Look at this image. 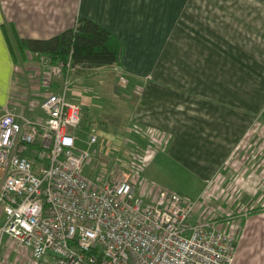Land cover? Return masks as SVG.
I'll use <instances>...</instances> for the list:
<instances>
[{
    "label": "crops",
    "instance_id": "0c3cea01",
    "mask_svg": "<svg viewBox=\"0 0 264 264\" xmlns=\"http://www.w3.org/2000/svg\"><path fill=\"white\" fill-rule=\"evenodd\" d=\"M76 1L64 8L54 0H12L2 7L0 113L13 102L27 108L40 100L38 71L33 92H20L19 75L14 93L3 24L12 23L21 38L45 39L90 19L119 40L120 66L137 80L129 117L164 141L153 161H170L199 187H212L241 143V218L222 225L247 227L246 210L264 207V136L250 143L247 137L264 112V0ZM38 110L29 114L40 116ZM239 243L231 264H243Z\"/></svg>",
    "mask_w": 264,
    "mask_h": 264
},
{
    "label": "built area",
    "instance_id": "2783aa9c",
    "mask_svg": "<svg viewBox=\"0 0 264 264\" xmlns=\"http://www.w3.org/2000/svg\"><path fill=\"white\" fill-rule=\"evenodd\" d=\"M39 58L38 106L13 102L0 113V253L7 236L33 264H231L235 227L198 216L176 191L141 186L139 154L116 176L87 173L110 145L96 134L78 145L71 57Z\"/></svg>",
    "mask_w": 264,
    "mask_h": 264
},
{
    "label": "rangeland",
    "instance_id": "374dc122",
    "mask_svg": "<svg viewBox=\"0 0 264 264\" xmlns=\"http://www.w3.org/2000/svg\"><path fill=\"white\" fill-rule=\"evenodd\" d=\"M12 0H0V22L2 7L8 6ZM76 0H54L55 6L72 4ZM14 56L13 81L14 93L18 95V77L24 76L21 93L33 92L36 84V75L40 66L39 56L28 53L25 58ZM71 97L82 103L80 125L76 134L85 141L96 134L99 142L107 143V153L99 152L86 166L91 176L109 178L116 176L119 169L127 170L132 153L139 154L142 161L140 185L143 183L164 186L168 190H175L185 199L196 203V214L219 223L227 222L232 218H241V143L236 151L225 162L222 171L212 187H199L196 180L189 178L184 170L170 164L160 162L154 157L164 151V141L151 131L139 127L130 121V111L135 101L138 83L132 79L122 66L112 65L99 68H78L70 71ZM34 87V88H33ZM80 94V95H79ZM24 108V106H21ZM39 113V110H38ZM264 136V112L259 117L253 132L247 137L251 139ZM81 142L80 146H86ZM251 145V144H250ZM246 145L249 152L252 145ZM251 147L248 149V147ZM104 169V170H103ZM240 184V185H239ZM171 188V189H170ZM142 187H138V192ZM144 191V190H143ZM246 212H251L247 227L241 225L236 229V246L240 240L241 262L243 264H264V208L260 205ZM260 210V211H259ZM255 212V213H253ZM255 214V216H253ZM255 220V221H254ZM241 236L245 237L242 239ZM0 264H33L29 250L15 241L4 237Z\"/></svg>",
    "mask_w": 264,
    "mask_h": 264
},
{
    "label": "trees",
    "instance_id": "16d2710c",
    "mask_svg": "<svg viewBox=\"0 0 264 264\" xmlns=\"http://www.w3.org/2000/svg\"><path fill=\"white\" fill-rule=\"evenodd\" d=\"M3 33L12 56L19 58H25L28 53L54 60L71 57L74 67L91 69L121 64L119 40L90 19L79 18L72 27L45 39L21 38L12 23L3 24Z\"/></svg>",
    "mask_w": 264,
    "mask_h": 264
}]
</instances>
